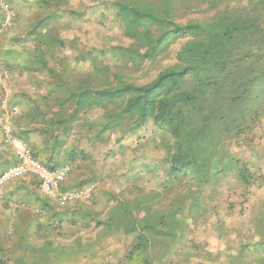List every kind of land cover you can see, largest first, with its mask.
<instances>
[{"label":"trees","instance_id":"trees-1","mask_svg":"<svg viewBox=\"0 0 264 264\" xmlns=\"http://www.w3.org/2000/svg\"><path fill=\"white\" fill-rule=\"evenodd\" d=\"M40 1L44 17L27 27L22 51L26 61L33 60L32 70L44 75L33 95L26 92L29 107L16 118L18 137L31 147L36 142L29 135L38 133L52 168H58L55 155L69 140L71 158L85 159V149L77 148L86 139L97 142L92 132L105 134V143L109 131L128 127L133 133L152 125L151 141L165 151L164 182L145 190L137 183L140 176L131 179L132 196L118 197L98 221L102 240L125 244L120 262L162 264L171 251L178 264L188 263L189 255L213 259L208 251L201 254L204 241L184 239L183 228L221 206L225 215L216 213L215 226L225 237L235 234L223 264H264V199L247 224H234L226 221L234 203L224 204L222 194L216 204L204 197L205 189L218 190L232 173L242 196L264 186L261 165L251 169L228 149L230 140L253 133L264 118V0H83L79 9L73 0ZM63 10L73 19H95L100 44H83L78 32L62 36L73 27L61 21ZM94 10L96 18L89 14ZM198 14L204 15L191 17ZM171 57L175 62L148 78L150 68ZM32 153L41 156L40 149L32 147ZM100 247L101 264L120 250H106L107 240Z\"/></svg>","mask_w":264,"mask_h":264},{"label":"rangeland","instance_id":"rangeland-1","mask_svg":"<svg viewBox=\"0 0 264 264\" xmlns=\"http://www.w3.org/2000/svg\"><path fill=\"white\" fill-rule=\"evenodd\" d=\"M11 1L12 10L20 15L19 18L18 15L14 17L15 25L13 24L11 27L12 29L14 27L16 32L18 31L16 28L18 21L21 22L19 28L24 23L30 25V17L21 10L20 0ZM39 1L23 0L26 3L24 9L32 12L39 9L41 7ZM73 1L74 5H81L80 2L83 0ZM203 15L198 14L191 17L198 18ZM39 19H41L40 16L36 17L34 23ZM110 19L113 20V17ZM26 29L27 27H25ZM115 29L112 31L113 35L119 41H124L122 33ZM91 44L93 43L91 42ZM179 46L180 42H177L173 49L171 48L172 55L175 48ZM8 53L12 55V51ZM61 53L65 55V52ZM173 62H175L173 57L159 61L153 68H150L148 78H153L160 68ZM25 64L31 69L35 67L32 59L25 61ZM141 73L142 71L139 72V74ZM19 86L20 84L16 82L13 88L18 89ZM109 132H112L111 136L105 143L102 141L105 134H102L103 137L94 132L88 134L91 140L97 136V142L92 141L95 142L92 145V142L86 139L82 144L80 143L77 151L84 148L87 153L85 159L80 156L75 159L71 158L68 150L72 149L73 145L70 140L67 141L69 147H63V150L55 155V159L59 162L58 168L68 166L71 169L62 189L67 191L83 187L90 192V197L79 200L80 203L69 207L57 205L52 198L42 193L34 178H30L31 176L28 174L9 181L0 188V192L3 191V195L2 192L0 193V264H101L98 261V256L102 251L100 246L106 247V240L108 242L106 250L120 249L117 255L110 257L107 264L120 262L125 244L118 243L113 238L102 240L99 237L102 225H99L98 221L107 216L110 206L116 204L118 197L132 196V192L127 191L130 187V190H135L132 187L131 179L140 176V179L137 178L139 179L137 183L145 190L157 187L164 182L165 174L161 165L165 151L159 142L151 141L155 134L152 125L139 127L138 131L133 133H130L128 127ZM250 132L244 133L242 137H239V140H230L231 142L228 143L229 152L244 160L251 169L254 168L253 165L258 166L257 164H259L261 167L258 166V169L264 170V118L261 119L259 125H255L253 133ZM1 134L4 136L2 130ZM76 140L78 139L74 141ZM33 141L36 142V145L28 146V149L31 152L32 147L40 149L41 156L38 159L49 166L45 158L50 157V151L43 150L41 138L35 137ZM5 145L7 149L10 147L7 143ZM6 155L11 158V162L5 159L1 166L3 170L17 161L13 149L10 154L6 153ZM219 184V189L216 191L214 188L204 190L207 203L216 204L222 194L221 199L224 204L234 203V206L229 208L233 215L228 216L226 221L237 224L244 220L247 224L251 220L250 218L258 212L259 205L264 199V186H253L246 197L241 195V189L238 188L233 173L223 177ZM218 210L208 211L196 222L190 221V228L187 229L188 225L183 228L184 239L188 241V239L194 238L199 242L204 241L203 245L206 247L201 251V254L208 251L213 254V259L204 258L201 262L189 255L188 260L186 258L188 263L184 264H219L228 257L224 252L227 240L229 238L231 242L228 243L232 244L235 234L227 237L221 235L218 226H215L218 225L216 213H218V217L220 213L224 216L225 210L223 211L221 206L218 207ZM223 216L222 218H225ZM240 227L244 229L245 226ZM94 253L97 256L87 258L88 255L91 256ZM102 253L104 252L102 251ZM168 255L169 260L162 264L179 263L172 251ZM216 256L219 261H216ZM123 263L124 261L119 264Z\"/></svg>","mask_w":264,"mask_h":264},{"label":"built area","instance_id":"built-area-1","mask_svg":"<svg viewBox=\"0 0 264 264\" xmlns=\"http://www.w3.org/2000/svg\"><path fill=\"white\" fill-rule=\"evenodd\" d=\"M16 15L9 0H0V36L4 30L14 24ZM7 73L8 67L0 64V86L5 90L0 95V126L4 134V136L2 135L3 142L13 148L17 161L0 173V188L7 182L28 174L35 178L42 193L52 198L61 207L78 202L91 195L83 187L67 191L62 189L71 169L68 166L52 168L45 165L33 155L18 137L15 121L20 114V107L18 103H14L12 95L6 89ZM1 192L3 195L2 190Z\"/></svg>","mask_w":264,"mask_h":264},{"label":"crops","instance_id":"crops-1","mask_svg":"<svg viewBox=\"0 0 264 264\" xmlns=\"http://www.w3.org/2000/svg\"><path fill=\"white\" fill-rule=\"evenodd\" d=\"M11 1V0H10ZM12 2V1H11ZM74 2V1H73ZM21 4V10L24 12V14L28 17H30V24L34 23L35 18L38 16H41V14L44 17L45 10L44 8L41 7L39 9H35L33 12L32 11H27L24 9V6H26V3L23 2V0H20ZM75 8L79 9L81 5H74ZM32 12V13H31ZM93 16V18H96L97 16V10H94L93 12H90ZM18 18L20 17L19 13H17ZM60 16L62 17V22H68L71 23L73 27H70L68 31H63L62 36H69L73 37V34L78 32L79 34L82 35L83 44L84 41H87L89 39V43H93L97 45L100 44L98 40H96V32L99 31V25L94 24L96 21L95 19L91 22H89L88 16L85 15L83 18H78V19H73L70 14H66L63 11H61ZM32 19V20H31ZM87 20V21H86ZM33 21V22H32ZM37 21V20H36ZM64 22V23H65ZM21 22L18 21L16 28H18V31L15 32V28L13 29L11 27L7 28L6 30L3 31L2 35L0 36V64L6 65L8 67V73H7V78H6V89L10 95H12L14 102L18 103L20 106V114H24L26 110L28 109V100L26 98V92L31 91V95H33V91L35 90L36 83H39L40 80H42L43 75L39 73L37 70H32L29 68L27 70L25 66L26 57L24 51H22L23 46L26 45V41L24 39L27 38V30H25V27H28L29 25L27 24H22L19 28ZM15 25V24H14ZM81 28V29H78ZM70 30V31H69ZM80 30L82 33H85L86 31H89L86 35L80 33ZM72 34V35H71ZM87 36V37H86ZM9 39V40H8ZM11 39V40H10ZM9 50V51H8ZM12 51V55H10V52ZM11 57V58H10ZM19 64V65H18ZM74 64V63H73ZM35 78V79H34ZM18 82L20 84L18 89L13 88V85ZM44 85V82H43ZM34 87V88H33ZM5 91L3 87L0 86V95L2 92ZM41 92H44V90H41ZM34 98V96H32ZM16 122V121H15ZM19 131V128H16V131ZM0 171L3 170L1 166H3V162L5 159L9 162H11V158L7 157L6 153L12 152V147L7 149V146L2 144V139L3 136L1 134V129H0ZM30 140H34L35 137L41 138L38 133H30L29 135ZM15 161V160H14ZM13 161V162H14ZM30 178H34L31 176ZM25 180V179H24ZM34 181L35 178H34ZM37 185V181L35 182ZM38 186V185H37ZM229 241H227L228 244ZM231 242V241H230ZM227 246V245H226ZM102 254V252H101ZM197 259V258H196ZM199 261V259H197ZM216 261H219L218 258H216ZM224 262H219V264H223Z\"/></svg>","mask_w":264,"mask_h":264},{"label":"clouds","instance_id":"clouds-1","mask_svg":"<svg viewBox=\"0 0 264 264\" xmlns=\"http://www.w3.org/2000/svg\"><path fill=\"white\" fill-rule=\"evenodd\" d=\"M38 185V184H37Z\"/></svg>","mask_w":264,"mask_h":264}]
</instances>
